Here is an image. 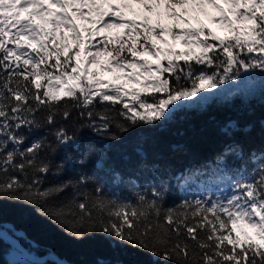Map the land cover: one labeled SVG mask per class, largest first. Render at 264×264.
<instances>
[{"label": "snow or ice", "instance_id": "obj_1", "mask_svg": "<svg viewBox=\"0 0 264 264\" xmlns=\"http://www.w3.org/2000/svg\"><path fill=\"white\" fill-rule=\"evenodd\" d=\"M254 73L264 80V0H0V199L36 206L76 239L103 234L163 264H264V118L258 129L239 117L215 123L217 167L234 160L248 173L227 196L166 206L163 179L135 200L105 195L95 173L59 179L73 159L95 156V169L120 181L110 152L159 179L143 138L130 152L111 129L162 122L180 102ZM257 135L261 146L250 147Z\"/></svg>", "mask_w": 264, "mask_h": 264}, {"label": "trees", "instance_id": "obj_2", "mask_svg": "<svg viewBox=\"0 0 264 264\" xmlns=\"http://www.w3.org/2000/svg\"><path fill=\"white\" fill-rule=\"evenodd\" d=\"M248 80L256 83L248 89L229 84V88L210 94L204 101L182 104L173 110L170 118L154 125L133 126L126 132L111 129V134L122 137L121 146H128L130 152L132 146L143 138L145 148L160 164L159 179H154L149 172L137 171L115 152H110L109 156L110 163L121 175L118 182L113 180L110 172L95 169V156L86 164H81L78 157L73 159L59 179L74 178L81 172L95 173L105 187V195L131 200H135L133 193L144 190L149 181L159 185L163 179L166 206L179 204L184 199L206 198L211 191L216 195V190L222 188L224 193L229 192V185L246 178L248 173L238 172V162L234 160H230L224 171L217 167L215 156L221 149L223 138L216 133L215 123L239 117L241 122L256 121L259 128L258 122L264 118V80L259 73L252 74ZM234 89H242L243 92L227 97V92ZM245 99L247 106L241 114ZM80 135L85 140L100 141V137L89 129H81ZM103 143L111 141L104 140L97 143V147ZM249 146L259 148L260 137L257 135ZM54 160L61 162V156L54 157ZM48 179L54 181L56 178ZM94 186L89 184L90 188ZM3 234H12L25 249L41 259H31L28 264H163L157 257L103 234L76 239L51 218L42 215L36 206L11 199H0V264H16L7 258L8 249L16 243Z\"/></svg>", "mask_w": 264, "mask_h": 264}, {"label": "rangeland", "instance_id": "obj_3", "mask_svg": "<svg viewBox=\"0 0 264 264\" xmlns=\"http://www.w3.org/2000/svg\"><path fill=\"white\" fill-rule=\"evenodd\" d=\"M201 19L204 21L205 24H207L209 27L213 28V30L217 31V33H219L220 35H224L225 33L219 28L218 25L212 24L207 17H201ZM165 23H170V21L165 20ZM177 49L179 50H183L182 45L177 44L176 45ZM112 75L105 73L104 74V79H111ZM251 81V80H250ZM256 83V81H251V83L249 82L248 78L246 77L245 79H243L242 81L238 82V83H234V82H229L228 84L225 85H221L219 87L218 90H213L212 92H208L205 94H202L200 99L198 100H193V101H183L180 102L181 105L182 104H193L195 102L198 101H204L210 94L212 93H218L223 91L225 88H229V84H237V85H241L243 87H246V89L251 88L252 85H254ZM233 190L232 185H229V192H223V188L216 190V195H213L212 191L208 193L209 196H227L228 194H230V192ZM250 233L252 232L251 229L248 230ZM4 236L12 241L15 242L16 245L11 246L8 251H7V258L11 263H16V264H28L29 261L31 260V258H29L21 249L20 246L17 244L16 240L14 239H10L8 234H4ZM33 260V259H32Z\"/></svg>", "mask_w": 264, "mask_h": 264}, {"label": "water", "instance_id": "obj_4", "mask_svg": "<svg viewBox=\"0 0 264 264\" xmlns=\"http://www.w3.org/2000/svg\"><path fill=\"white\" fill-rule=\"evenodd\" d=\"M4 236V235H3ZM10 239L16 240L17 244L20 246V249L31 259L41 261V259L37 258L33 253L25 249L22 245L19 239L15 238L12 234L9 235ZM64 261V260H62Z\"/></svg>", "mask_w": 264, "mask_h": 264}]
</instances>
